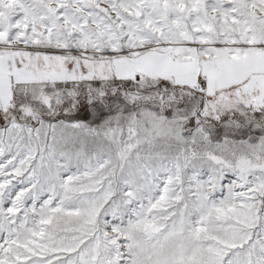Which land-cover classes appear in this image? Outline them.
Instances as JSON below:
<instances>
[{"label": "snow or ice", "instance_id": "6c2138e0", "mask_svg": "<svg viewBox=\"0 0 264 264\" xmlns=\"http://www.w3.org/2000/svg\"><path fill=\"white\" fill-rule=\"evenodd\" d=\"M0 264H264V0H0Z\"/></svg>", "mask_w": 264, "mask_h": 264}]
</instances>
